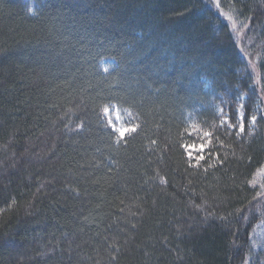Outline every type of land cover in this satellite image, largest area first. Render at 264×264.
<instances>
[{"label":"trees","instance_id":"obj_1","mask_svg":"<svg viewBox=\"0 0 264 264\" xmlns=\"http://www.w3.org/2000/svg\"><path fill=\"white\" fill-rule=\"evenodd\" d=\"M263 193L264 0H0V264H264Z\"/></svg>","mask_w":264,"mask_h":264},{"label":"rangeland","instance_id":"obj_2","mask_svg":"<svg viewBox=\"0 0 264 264\" xmlns=\"http://www.w3.org/2000/svg\"><path fill=\"white\" fill-rule=\"evenodd\" d=\"M107 62L108 61L106 60L103 61V68L107 67ZM103 114L110 126L119 137H123L128 131L133 128L129 114L121 111L115 104L106 106L103 110ZM201 144L203 143L187 145L185 147L187 155L192 159L199 158L200 153L204 149L199 147ZM191 145H194L195 147H190ZM259 200L264 203V193ZM255 237L259 241V244L264 246V222H261L259 224L256 230Z\"/></svg>","mask_w":264,"mask_h":264},{"label":"snow or ice","instance_id":"obj_3","mask_svg":"<svg viewBox=\"0 0 264 264\" xmlns=\"http://www.w3.org/2000/svg\"><path fill=\"white\" fill-rule=\"evenodd\" d=\"M243 119V118H242ZM253 120H255L256 118L254 117V118H252ZM242 130V129H241ZM190 147H195L194 145H191ZM200 148H205V145L204 144H201L200 146H199Z\"/></svg>","mask_w":264,"mask_h":264}]
</instances>
